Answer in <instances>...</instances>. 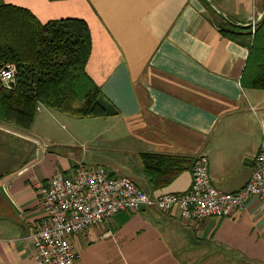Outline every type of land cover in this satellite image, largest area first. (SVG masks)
<instances>
[{
    "label": "crops",
    "instance_id": "1",
    "mask_svg": "<svg viewBox=\"0 0 264 264\" xmlns=\"http://www.w3.org/2000/svg\"><path fill=\"white\" fill-rule=\"evenodd\" d=\"M5 1L43 23L85 21L92 39L86 71L109 102L104 116L75 117L40 104L28 129L0 121V136L17 138L11 152L0 146V264H36L30 236L48 214L37 186L57 172L91 163L153 195L183 193L192 170L154 190L141 155L206 154L216 187L246 185L264 142V89L243 85L249 49L219 30L206 1ZM213 1L241 23L264 8V0ZM72 243L78 264H264V200L201 221L176 210L121 211Z\"/></svg>",
    "mask_w": 264,
    "mask_h": 264
},
{
    "label": "trees",
    "instance_id": "2",
    "mask_svg": "<svg viewBox=\"0 0 264 264\" xmlns=\"http://www.w3.org/2000/svg\"><path fill=\"white\" fill-rule=\"evenodd\" d=\"M206 6L219 30L249 49L243 85L264 89V19L254 28L234 26ZM91 49L85 21L68 18L43 23L27 8L0 0V69L16 67L12 88L0 80V120L28 129L40 104L81 118L108 115L109 101L86 71ZM141 157L154 190L192 170L196 161V157L163 153Z\"/></svg>",
    "mask_w": 264,
    "mask_h": 264
},
{
    "label": "built area",
    "instance_id": "3",
    "mask_svg": "<svg viewBox=\"0 0 264 264\" xmlns=\"http://www.w3.org/2000/svg\"><path fill=\"white\" fill-rule=\"evenodd\" d=\"M15 73L14 65L0 69V80L6 88L13 87ZM37 189L48 214L30 236L35 263L78 264L81 254L72 243L73 236L110 221L118 212L176 210L184 220L201 221L241 212L251 198L264 200V142L248 182L235 192L215 186L206 154L197 156L192 184L183 193L153 195L127 176H112L103 167L84 164L70 174L55 173L46 184L39 182Z\"/></svg>",
    "mask_w": 264,
    "mask_h": 264
},
{
    "label": "water",
    "instance_id": "4",
    "mask_svg": "<svg viewBox=\"0 0 264 264\" xmlns=\"http://www.w3.org/2000/svg\"><path fill=\"white\" fill-rule=\"evenodd\" d=\"M204 1H206L207 4H209L227 22H229L230 24H232L234 26H240V27H243V28H254L259 23H261V21L264 19V8H263V11H262L261 15L256 20H254L252 22H249V23L237 22V21H234L233 18L228 16L224 12V10L222 8H220L213 0H204Z\"/></svg>",
    "mask_w": 264,
    "mask_h": 264
},
{
    "label": "rangeland",
    "instance_id": "5",
    "mask_svg": "<svg viewBox=\"0 0 264 264\" xmlns=\"http://www.w3.org/2000/svg\"><path fill=\"white\" fill-rule=\"evenodd\" d=\"M255 136H259V134H258L257 131H256V135ZM260 136H264V128L262 129ZM13 138L15 140L17 139L15 136ZM13 138L10 137V136H0V146H3L4 147L3 152H6V151H10L11 152V151H13V149H15V145L13 143L14 142L13 141L14 140ZM102 139H104V137L99 139L98 144L103 146ZM93 165H96V164H91V163H87L86 164V166H93ZM221 264H235V263L232 262L231 259H230V261H226V262L224 261ZM240 264H244V263H240Z\"/></svg>",
    "mask_w": 264,
    "mask_h": 264
}]
</instances>
